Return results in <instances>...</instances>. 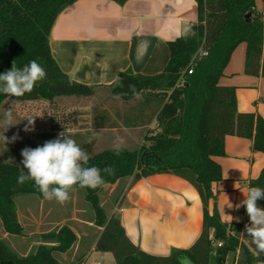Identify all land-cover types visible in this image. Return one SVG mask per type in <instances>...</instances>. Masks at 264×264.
I'll list each match as a JSON object with an SVG mask.
<instances>
[{"label": "trees", "instance_id": "1", "mask_svg": "<svg viewBox=\"0 0 264 264\" xmlns=\"http://www.w3.org/2000/svg\"><path fill=\"white\" fill-rule=\"evenodd\" d=\"M77 1L0 0V74L10 70L14 60L18 68L36 60L47 73L23 97L0 93V110L7 100L46 101L56 108L59 97L90 98L100 89L73 81L51 52V32L59 15ZM114 1L123 5L127 0ZM258 1L196 0L198 20L189 24L180 38L169 42L170 57L161 75L146 77L128 69L104 87L112 98L124 104L123 113L119 108L113 109L124 125L140 127L156 121L155 128L145 136L146 143L139 149L122 147L119 155L115 148L92 154L95 140L91 134L71 135L88 152L89 166L114 169L112 175L102 171L105 180L102 186L77 187L73 192L79 191L88 203L81 219L100 229L93 237L95 251L112 253L115 264H178L179 256L189 257L192 264L264 263V253L258 252L251 243L245 226L224 222L218 212L216 185L223 181V174L214 160L225 156L227 136L248 139L253 150L264 154V119L257 113L240 112L236 88L221 84L225 69L241 44L247 47L245 72L264 77V8L258 9ZM129 85L135 86L142 99L133 96ZM67 109L62 110L60 120L53 122L54 129L66 130L78 124L77 115ZM113 114L101 103L94 106L93 127L96 130L117 127ZM49 140L54 139L28 138L13 144L0 156V224L6 235L24 236L16 208L17 197L35 195L44 199L33 181L17 183L23 169L21 151L42 146ZM158 174L175 175L189 182L203 204L199 238L190 248L176 250L167 257L146 253L135 245L127 236L120 216L114 212L109 214L103 203L107 186L117 185L114 191L117 206L122 183L132 180L133 185ZM250 186L264 188V169L258 178L248 181ZM211 201L214 202L212 213ZM257 203L264 208V199ZM38 238L40 241L23 254L0 238V264H90L86 253L74 261L64 259L79 242L71 225H58Z\"/></svg>", "mask_w": 264, "mask_h": 264}, {"label": "crops", "instance_id": "2", "mask_svg": "<svg viewBox=\"0 0 264 264\" xmlns=\"http://www.w3.org/2000/svg\"><path fill=\"white\" fill-rule=\"evenodd\" d=\"M257 6L259 10H263V1H258ZM198 16L196 0H127L123 5L114 0H78L59 15L51 32V52L62 71L73 81L99 86L96 93H106L105 100L94 106L101 103L112 114L115 108L123 113L124 104L107 94L104 87L110 86L119 73L128 69L146 77L161 75L170 57L169 42L180 38L189 24L198 20ZM246 49V45L241 44L235 50L221 84L236 88L240 112L257 113L264 119V77L245 72ZM141 55L142 59L138 62L137 57ZM85 99L87 98H57L58 106L51 110V127L44 136L30 137L24 129L15 132L8 129L4 133L8 141L1 137L6 144L5 152L13 144L28 138H57L65 130L54 129L53 122L61 119L62 110L68 108L67 111L71 112L70 103L63 105L61 101ZM94 106L91 107L89 121L79 118L75 127L66 129L71 135L91 134V139L95 140L92 154L114 149L117 138H123L122 147L139 149L146 143L148 130L156 126L155 120L140 127L126 126L113 114L117 127L96 130L92 124ZM74 113L80 117L78 112ZM13 136L17 137L15 141H12ZM214 160L221 166L223 174V181L216 185L221 193V217L227 223L236 222L245 226L250 221L245 222L244 216L238 215V212L246 213L245 208L237 210L234 206L233 210L226 211L222 205L232 201L236 205L237 198L244 199L243 193L248 189V181L258 178L264 169V154L253 150L252 142L248 139L227 136L225 156L214 157ZM131 182L132 180H128L116 208L129 239L146 253L157 256H166L168 253L171 255L176 250L190 248L203 228V204L197 190L189 182L171 174L153 175L133 185ZM109 187H112L113 192L117 185ZM48 201L41 199L42 206ZM212 202L209 205L210 213ZM52 205L55 204L51 202V208L47 209V216L44 218L42 214L38 219L32 212L27 214L33 216L36 227H57V222L47 223L44 220L50 212L52 216ZM77 212L74 210L70 214L69 221L74 225L84 224L95 233L100 230L93 223L78 218ZM229 216L238 220H231ZM19 219L21 221L20 216ZM72 228L79 237L76 249L83 247L87 256L98 253L95 251L94 235L88 237L79 234L73 226ZM43 233L46 232L34 234L40 236Z\"/></svg>", "mask_w": 264, "mask_h": 264}, {"label": "clouds", "instance_id": "3", "mask_svg": "<svg viewBox=\"0 0 264 264\" xmlns=\"http://www.w3.org/2000/svg\"><path fill=\"white\" fill-rule=\"evenodd\" d=\"M141 59L142 55L137 57L138 62ZM46 76L45 68L36 60L30 61L22 68H18L14 60L10 70L0 74V93L10 97H23L25 94L31 93L38 82L43 81ZM129 89L136 99H142L134 85H129ZM35 117L26 118L28 121L24 129L26 132L34 130ZM13 119L12 110L9 109L5 113L3 125V138L6 142L8 138L4 132L10 126H14ZM16 139V136L12 137V141ZM89 143H91V139ZM123 144V138H117L114 145L117 155H119ZM21 155L23 169L17 178V183L24 184L27 181H33L34 186L44 199L55 200L61 205L70 201L71 193L77 187L96 189L102 186L105 183L102 171L109 175L114 174V169L110 166H106L103 170L97 166H89L88 152L66 130L61 132L56 139L45 141L42 146L34 149L24 148ZM243 196L244 199L235 205V208L237 210L240 207L245 208L250 221L245 225L247 237L251 239V243L255 245L258 252L264 253V208L257 203L264 199V188L250 186ZM229 217L231 220H238V218ZM167 255L170 253L166 254V257ZM177 260L178 264H192L187 256H179Z\"/></svg>", "mask_w": 264, "mask_h": 264}, {"label": "rangeland", "instance_id": "4", "mask_svg": "<svg viewBox=\"0 0 264 264\" xmlns=\"http://www.w3.org/2000/svg\"><path fill=\"white\" fill-rule=\"evenodd\" d=\"M100 94V95H99ZM107 94L109 92L107 91ZM95 96V97H94ZM93 97L87 98L84 101L80 100H69V101H61L62 104H69L71 106V113L74 114V112H78L80 114V117L83 120H88L90 119V110L91 107L97 104V102H102L105 100L106 93L105 92H98L96 95ZM11 109L14 119L12 123L14 126H10L8 129H12L14 132L16 130H22L25 129V126L28 124L27 117L29 116H36L35 117V124H34V130L27 131V135L30 137H41L46 135V132L48 129L51 127V104L46 102V101H36V102H24V103H16L12 102L11 100H7L3 103L1 110H0V156L3 157L4 152H5V147L6 144L3 143V140L1 139L2 134H3V125L5 121V113ZM74 111V112H73ZM71 122V121H70ZM72 127V125H70ZM5 133V132H4ZM22 137V136H21ZM128 181H125L120 185V190L122 192L120 193V199L123 195V192L126 189ZM111 188L107 186L106 187V192L103 195V203L104 206L109 214L116 212V208L118 207L115 206V199L117 198V194L111 192ZM124 190V191H123ZM217 191V209L219 212V205H220V195L221 193L216 187ZM79 191L72 192L71 193V199L67 203L63 204V207H60V205L55 201H48L46 202L43 206L41 204V199L38 196L35 195H25V196H20L17 197L16 199V208L19 216L21 217L22 224L25 226L24 227V236H10L6 235L2 231V225L0 224V238L5 239L11 248H13L15 251H17L20 254L27 253L28 251L31 250L33 245L37 243V241H40L38 238V235H35L34 233L36 232H50L52 229H54L56 226H43V227H36V224L33 223V216L35 218H39L40 215L42 214V218L46 217L47 214V209L50 207L51 208V202L54 203L55 205H52L53 207V214L51 216V212L49 216L44 219L45 222H53L58 225L65 224L67 223L68 225L73 226L79 234H85L86 236L90 237L94 235L95 231L92 229L86 228L84 224H75L69 219L71 218V213L74 210H77L78 212L76 213V216L78 218H84L85 212H83V208H87L88 203L86 202L84 195L78 193ZM119 199V200H120ZM242 201L241 197L237 198V203L239 204ZM213 203V208H211V212L214 211V202ZM233 207L230 208L231 205ZM57 205L59 207H57ZM237 205V204H236ZM225 210H233L235 206V201L228 202L224 205ZM212 207V206H211ZM241 210H244V207H240ZM29 212H32L33 216H28ZM42 212V213H41ZM220 214V212H219ZM239 217L244 216L245 222L249 221V217L247 213H242L238 212ZM221 216V214H220ZM222 218V217H221ZM67 219V221H65ZM223 220V219H222ZM224 221V220H223ZM225 222V221H224ZM227 223V222H226ZM57 225V226H58ZM96 230V229H95ZM100 231L98 230L97 233ZM95 233V234H97ZM87 240H90V238H87ZM84 253L83 247H80L79 249H73L70 252V255H64V259L68 261H74L78 257H80ZM88 263L90 264H115V257L112 253L108 252H94L89 254L87 256ZM257 264H264V263H257Z\"/></svg>", "mask_w": 264, "mask_h": 264}, {"label": "built area", "instance_id": "5", "mask_svg": "<svg viewBox=\"0 0 264 264\" xmlns=\"http://www.w3.org/2000/svg\"><path fill=\"white\" fill-rule=\"evenodd\" d=\"M192 73H193V71H190V74H192ZM247 224H249V222ZM217 246L220 247L221 244H217Z\"/></svg>", "mask_w": 264, "mask_h": 264}]
</instances>
